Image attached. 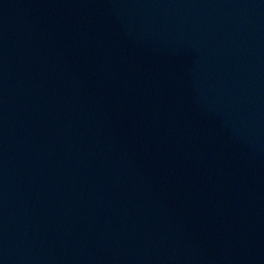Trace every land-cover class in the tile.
<instances>
[{
  "label": "water",
  "instance_id": "95a60500",
  "mask_svg": "<svg viewBox=\"0 0 264 264\" xmlns=\"http://www.w3.org/2000/svg\"><path fill=\"white\" fill-rule=\"evenodd\" d=\"M0 264H264V0H0Z\"/></svg>",
  "mask_w": 264,
  "mask_h": 264
}]
</instances>
